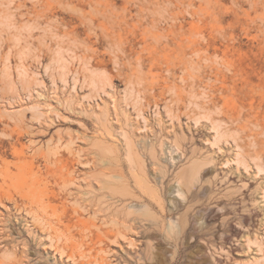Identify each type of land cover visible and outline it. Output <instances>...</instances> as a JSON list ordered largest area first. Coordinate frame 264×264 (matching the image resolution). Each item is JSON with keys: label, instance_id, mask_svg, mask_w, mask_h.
Returning a JSON list of instances; mask_svg holds the SVG:
<instances>
[{"label": "rangeland", "instance_id": "1", "mask_svg": "<svg viewBox=\"0 0 264 264\" xmlns=\"http://www.w3.org/2000/svg\"><path fill=\"white\" fill-rule=\"evenodd\" d=\"M0 264H264V0H0Z\"/></svg>", "mask_w": 264, "mask_h": 264}, {"label": "bare ground", "instance_id": "2", "mask_svg": "<svg viewBox=\"0 0 264 264\" xmlns=\"http://www.w3.org/2000/svg\"><path fill=\"white\" fill-rule=\"evenodd\" d=\"M71 174V173H70ZM70 178V175H67L66 177H65V180H67V179H69ZM77 186V185H76ZM77 187H79V186H77ZM61 194H64L65 193V191H61L60 192ZM70 194V193H69ZM98 194V192L97 193H95V195H97ZM86 199L84 198L83 199V201H85ZM78 205V204H77ZM65 210H67V209H65ZM72 210H73V215L74 216H77V217H79L80 216V213H82V209L79 207V206H75V207H72ZM83 210H84V207H83ZM89 211H90V209H88ZM94 211V213L96 212V210H93ZM97 216H98V218H99V213H97ZM93 224H95L94 222H93ZM90 230V229H89ZM114 234V231H113V229H109L107 232H105L104 233V237L102 236V237H100L99 238V240H102L103 238L104 239H106L105 237H108V236H110V235H113ZM85 236V235H84ZM119 239V238H118ZM118 241V240H117ZM119 242V241H118ZM101 247V246H100ZM95 249V248H94ZM100 249H102V248H100ZM97 251V250H96ZM98 252V251H97ZM99 263H103V262H105L104 261V258L101 256V259L98 261Z\"/></svg>", "mask_w": 264, "mask_h": 264}]
</instances>
